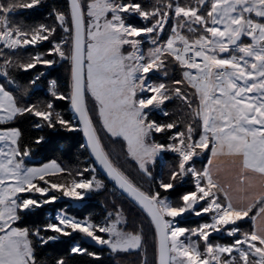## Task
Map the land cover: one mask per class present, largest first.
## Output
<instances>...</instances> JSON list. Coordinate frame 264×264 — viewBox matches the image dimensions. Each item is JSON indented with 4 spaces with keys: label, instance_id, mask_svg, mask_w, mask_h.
Returning a JSON list of instances; mask_svg holds the SVG:
<instances>
[{
    "label": "snow or ice",
    "instance_id": "6c2138e0",
    "mask_svg": "<svg viewBox=\"0 0 264 264\" xmlns=\"http://www.w3.org/2000/svg\"><path fill=\"white\" fill-rule=\"evenodd\" d=\"M129 256L264 264V0H0V264Z\"/></svg>",
    "mask_w": 264,
    "mask_h": 264
},
{
    "label": "trees",
    "instance_id": "16d2710c",
    "mask_svg": "<svg viewBox=\"0 0 264 264\" xmlns=\"http://www.w3.org/2000/svg\"><path fill=\"white\" fill-rule=\"evenodd\" d=\"M88 211L99 212L100 208L97 206L96 202H94L93 205L88 208ZM85 214H87V212H85ZM106 264H115V262L113 259L109 258L106 260Z\"/></svg>",
    "mask_w": 264,
    "mask_h": 264
},
{
    "label": "rangeland",
    "instance_id": "374dc122",
    "mask_svg": "<svg viewBox=\"0 0 264 264\" xmlns=\"http://www.w3.org/2000/svg\"><path fill=\"white\" fill-rule=\"evenodd\" d=\"M124 264H138V258L135 256H129V257H124L123 258Z\"/></svg>",
    "mask_w": 264,
    "mask_h": 264
}]
</instances>
